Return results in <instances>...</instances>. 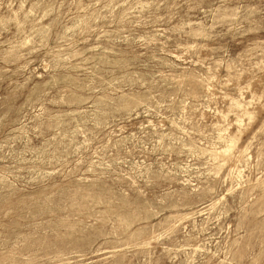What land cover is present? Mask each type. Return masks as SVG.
I'll list each match as a JSON object with an SVG mask.
<instances>
[{
  "label": "rangeland",
  "instance_id": "obj_1",
  "mask_svg": "<svg viewBox=\"0 0 264 264\" xmlns=\"http://www.w3.org/2000/svg\"><path fill=\"white\" fill-rule=\"evenodd\" d=\"M0 264H264V0H0Z\"/></svg>",
  "mask_w": 264,
  "mask_h": 264
}]
</instances>
